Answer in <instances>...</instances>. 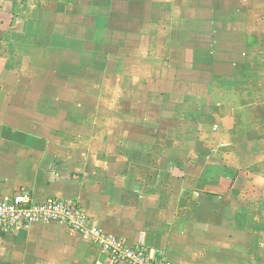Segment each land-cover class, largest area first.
I'll list each match as a JSON object with an SVG mask.
<instances>
[{"label": "crops", "instance_id": "1", "mask_svg": "<svg viewBox=\"0 0 264 264\" xmlns=\"http://www.w3.org/2000/svg\"><path fill=\"white\" fill-rule=\"evenodd\" d=\"M21 192L168 264H264V0H0V200ZM0 264L114 263L50 221L0 228Z\"/></svg>", "mask_w": 264, "mask_h": 264}, {"label": "built area", "instance_id": "2", "mask_svg": "<svg viewBox=\"0 0 264 264\" xmlns=\"http://www.w3.org/2000/svg\"><path fill=\"white\" fill-rule=\"evenodd\" d=\"M58 221L68 225L96 243L114 264H168L154 249L131 245L125 239L111 236L96 225L79 203L66 198L35 202L23 192L0 200V228L10 232L28 230L35 222Z\"/></svg>", "mask_w": 264, "mask_h": 264}, {"label": "rangeland", "instance_id": "3", "mask_svg": "<svg viewBox=\"0 0 264 264\" xmlns=\"http://www.w3.org/2000/svg\"><path fill=\"white\" fill-rule=\"evenodd\" d=\"M44 1H48V0H44ZM68 3H69V1H67ZM68 3H66V4H68Z\"/></svg>", "mask_w": 264, "mask_h": 264}]
</instances>
